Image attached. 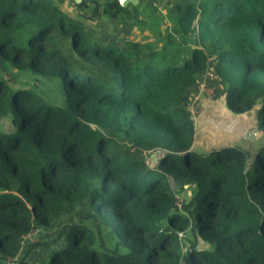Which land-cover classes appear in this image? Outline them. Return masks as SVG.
Returning <instances> with one entry per match:
<instances>
[{"label":"trees","instance_id":"trees-1","mask_svg":"<svg viewBox=\"0 0 264 264\" xmlns=\"http://www.w3.org/2000/svg\"><path fill=\"white\" fill-rule=\"evenodd\" d=\"M173 1L161 27L154 0H0V264H264V0ZM211 57L226 109L257 107L253 155L194 146Z\"/></svg>","mask_w":264,"mask_h":264},{"label":"rangeland","instance_id":"rangeland-1","mask_svg":"<svg viewBox=\"0 0 264 264\" xmlns=\"http://www.w3.org/2000/svg\"><path fill=\"white\" fill-rule=\"evenodd\" d=\"M173 3H174V1L170 2V0H154V7H156L155 13L157 15L158 14L160 15L162 13V15H163L162 19H161V17H159L160 23L162 25L161 27H163V25H166L169 27L170 24L168 22L167 10H169V8L172 7ZM60 5L64 9V11H66L70 15L75 14V7L72 4V0H60ZM133 13L136 15L138 14L136 12H133ZM86 24H88L91 27V29H93V30H97V29L99 30L100 29V26L94 24L93 21L92 22L88 21V22H86ZM107 25H109V27H112L113 29L115 28L110 23H107ZM121 29H122L123 36L126 35L129 37H132L134 35L135 36V37L133 36L134 39H140L139 37L142 35H144V38L143 37L142 38L146 39L147 38L146 33L148 32L147 30H149L147 28V25H145V24H138V25L136 24L135 26H130V28H129V25L125 24V26ZM114 30H116V29H114ZM107 36L112 41H114L115 38L117 37V36H113V34H108ZM118 37H122V34H118ZM154 37H155V35H154ZM7 67L8 66L6 65V62H4L2 59H0V74H2L3 73L2 71L6 70ZM8 69H12V67L11 68L8 67ZM2 75H4V74H2ZM210 75H212V74H210ZM19 77H25V75H21ZM208 77L211 78L212 76H208ZM45 80L46 81L39 83L37 85V87L40 90H42L45 94L49 95L47 88H49V85L52 83L51 82L52 79L47 77ZM202 81L206 83L207 87H206V90L203 93H201L200 97L198 98L199 104H200L202 94H205L204 96H207V97L212 96L213 98H215V96L221 95L220 93L222 91H224L225 84H223L224 82L222 80H220V82H217L216 79L215 80H208L206 78V79H203ZM202 81L199 82L198 87L196 89L197 92H195V94L193 93V96L197 97L199 95L198 90H200L202 87V85H201ZM224 103H225V100H223V103H222L223 107L225 106ZM215 105H216V107H218L217 106L218 104H215ZM199 108H200V106H199ZM201 111H202V108L199 110V112L197 114H195V118H194L195 125L197 122L200 124L199 128H200V134L201 135L198 138L196 137L198 147L200 148V152H205L208 149L213 150L212 148L219 147L217 145L222 143V142L227 141L228 140L227 138L229 137L233 141L229 140L228 143H230V144L234 143L235 145L238 146V144L236 142L239 141L240 145L242 144L243 146L247 147L248 151L253 155V152L255 151L254 147L256 146L253 143L258 139V137L261 134V131L257 127V111H256L255 107H253V109H251L249 112H247L246 115L242 116L243 120L241 117H238L237 114H234L228 110L229 113H231L234 116H237L238 118L237 117H233V119H229V118L227 119L226 118L225 121H227V122L225 124H224V121H221L219 123V125H217V126L210 124L211 119L208 116L207 110H206V112H203V113H200ZM218 112H221V111L218 110ZM218 115H220V114L218 113ZM219 117L225 118L221 115ZM201 119H203V120H201ZM218 121H219V119H218ZM238 121L242 122L241 124H247L250 127L251 126L254 127L255 134H254L253 140L251 141L252 144H250V141H248V139L245 138V136H243V133H241L238 130H235L234 127H236L235 124ZM253 121H255V123ZM204 122H205V125H204ZM228 125H231V126H228ZM253 127H251L250 129H252ZM234 134L237 136V139H232ZM258 147H259V145H258ZM133 156L138 157V158H142L147 163L152 164V165H154L156 163V153L145 151L142 153H133ZM251 158H252V156H251ZM251 158H250V160H252ZM172 186L176 190L178 205H180L181 201L188 200L190 198L191 190H190L189 184H175L174 182H172ZM77 215L80 216L81 213L79 212ZM61 224H62V221L59 222L54 227H38L37 229H35L31 233L27 234L23 238L22 251H24L26 249L27 245L30 243H34L38 240H42V241L49 240L50 238L57 235L60 231ZM199 246L200 247H203V246L206 247V245L200 239H199ZM42 250H43L42 245L36 246L35 248H33L31 255L41 256Z\"/></svg>","mask_w":264,"mask_h":264},{"label":"crops","instance_id":"crops-1","mask_svg":"<svg viewBox=\"0 0 264 264\" xmlns=\"http://www.w3.org/2000/svg\"><path fill=\"white\" fill-rule=\"evenodd\" d=\"M215 61H216V59L213 58V57H211L210 62H209V66H208L207 70L205 72H203L201 74H198L196 76V84L193 87H191L189 89V91H188V93H189V99L190 100L193 98V93L195 94V92H197L196 89L198 87L199 82L202 81L203 79H206V78L208 80H215L216 79L217 82H220V80H222V79H220V77L214 71ZM210 74H212V75H210ZM208 76H212V77L209 78ZM220 94L221 95L215 96V98H213L212 96L211 97H207V96H204L205 94H202V97H201V100H200V109L202 108V111L200 113L206 112V110H207L208 116L211 119V123L210 124L215 125V126L219 125V123L221 121H224V124H225L227 122V121H225L226 118L227 119L228 118L229 119H233V117H237V116H234L231 113H229L228 109H226V107L225 106L223 107V105H222L223 100H224V97H225V86H224V91H222ZM215 104H218L217 105L218 107H216ZM255 109L257 111V107ZM218 110L221 111V112H218ZM218 113L221 116L225 117V118L219 117L220 115H218ZM246 114L247 113H244L242 115H238V117H241L242 118V116H244ZM218 119H219V121H218ZM201 120H203V119H201ZM242 120H243V118H242ZM253 122L255 123V121H253ZM241 123L242 122L238 121L235 124L236 127H234V128H235V130H238L241 133H243V136H244L245 133L247 131L251 130L250 128L253 127V126L250 127L247 124H241ZM204 125H205V122H204ZM228 126H231V125H228ZM199 127H200V124L197 122L196 123V133H195V138H194L195 139L194 140V146L195 147L198 146L196 137L198 138L201 135L200 134V128ZM252 129H254V127ZM227 139H228L227 141L222 142V143L218 144L217 146L229 145L230 144V143H228L229 140L230 141H233L229 137ZM232 139H237V136L234 134L233 137H232ZM248 141H250V140H248ZM236 143L240 144L239 141H237ZM232 144H234V143H232ZM250 144H252L251 141H250Z\"/></svg>","mask_w":264,"mask_h":264},{"label":"built area","instance_id":"built-area-1","mask_svg":"<svg viewBox=\"0 0 264 264\" xmlns=\"http://www.w3.org/2000/svg\"><path fill=\"white\" fill-rule=\"evenodd\" d=\"M201 85H202L201 89L198 90L199 95L197 97L193 96V98L191 99L188 105L189 111L193 118H195V114H197L200 110L199 108L200 104H199L198 98L200 97V94L206 90V87H207L206 83L203 81L201 82Z\"/></svg>","mask_w":264,"mask_h":264},{"label":"water","instance_id":"water-1","mask_svg":"<svg viewBox=\"0 0 264 264\" xmlns=\"http://www.w3.org/2000/svg\"><path fill=\"white\" fill-rule=\"evenodd\" d=\"M76 2H79L80 0H75ZM119 3H120V5L121 6H126L128 3H132V4H137L138 3V0H123V2H122V0H119ZM254 134H255V130L254 129H251V130H249V131H247L246 133H245V138H247L248 140H250V141H252L253 140V138H254ZM238 144V143H237ZM238 146L240 147V148H242V149H245V150H248L247 149V147H245V146H243L242 144L240 145V144H238ZM257 146L256 147H254V149H255V151L257 150ZM254 151V152H255ZM252 159V158H251ZM249 162H252V160H250Z\"/></svg>","mask_w":264,"mask_h":264},{"label":"snow or ice","instance_id":"snow-or-ice-1","mask_svg":"<svg viewBox=\"0 0 264 264\" xmlns=\"http://www.w3.org/2000/svg\"><path fill=\"white\" fill-rule=\"evenodd\" d=\"M122 2H123V0H122Z\"/></svg>","mask_w":264,"mask_h":264}]
</instances>
